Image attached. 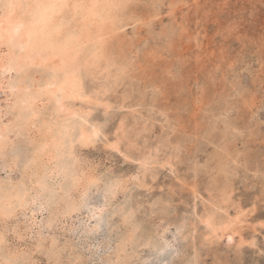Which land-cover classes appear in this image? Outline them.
I'll list each match as a JSON object with an SVG mask.
<instances>
[{"label":"rangeland","instance_id":"rangeland-1","mask_svg":"<svg viewBox=\"0 0 264 264\" xmlns=\"http://www.w3.org/2000/svg\"><path fill=\"white\" fill-rule=\"evenodd\" d=\"M112 3L99 60L85 65V49L69 66L94 103L66 106L98 143L79 145L86 122L52 97L31 130L17 108L0 115V197L28 193V206L0 202V264H264V0ZM67 121L73 143L36 161Z\"/></svg>","mask_w":264,"mask_h":264},{"label":"bare ground","instance_id":"bare-ground-1","mask_svg":"<svg viewBox=\"0 0 264 264\" xmlns=\"http://www.w3.org/2000/svg\"><path fill=\"white\" fill-rule=\"evenodd\" d=\"M10 2L16 3L17 7L7 9L3 6ZM65 4L67 6H63ZM112 5V0H3L0 6V35L4 37L0 44V96L3 95L4 99L0 100V115L5 113L4 116H6L9 111L17 108L22 113L19 125H22V129L31 130V125L40 115L39 106L42 99L52 97L63 113L85 121L80 110L66 106V102L94 103V99L85 93L83 75L79 68L69 66L85 49L87 52L85 65H94L99 60V56L102 55H99L100 44L103 45L101 39L107 34L105 25L111 20ZM2 47H6V50H2ZM31 67L45 68L49 70V76L17 82L16 75L26 73V70ZM1 102L5 103V107L1 106ZM85 122L86 125L80 129L77 136V142L84 147L95 146L100 137V129L95 125L88 127L87 121ZM71 131L72 125L68 121L65 122L60 130V138L56 141L54 135H48L47 129L45 135H42L45 143L42 145V150L38 152L39 155L35 157L36 161L47 155V152L51 158L58 156L63 145L66 147L68 142L73 143ZM9 134L6 126H0V141L8 139ZM56 168L60 176L67 178L71 175L74 184L80 185L79 179L82 180V178L72 175L67 166L58 165ZM89 181L92 185L98 180L90 177ZM110 192L115 191L111 189ZM27 197V192L25 195H20L18 192L7 194L0 197L1 207H9L17 199L23 206H26ZM98 209L93 214V218L97 222L98 229H103L105 218L102 216V208ZM2 213L5 214L4 211ZM210 219L206 225L211 227L216 235L220 230L231 229L229 224L217 226ZM165 254L161 255L165 256ZM163 258L161 257V260Z\"/></svg>","mask_w":264,"mask_h":264},{"label":"snow or ice","instance_id":"snow-or-ice-1","mask_svg":"<svg viewBox=\"0 0 264 264\" xmlns=\"http://www.w3.org/2000/svg\"><path fill=\"white\" fill-rule=\"evenodd\" d=\"M0 4H3V0H0ZM3 6L7 9H12V8L17 7V4L14 2H10V3L4 4ZM63 6H67V5L65 4ZM3 39H4L3 35H0V44H2ZM5 264H22V262L10 260V261H6Z\"/></svg>","mask_w":264,"mask_h":264}]
</instances>
